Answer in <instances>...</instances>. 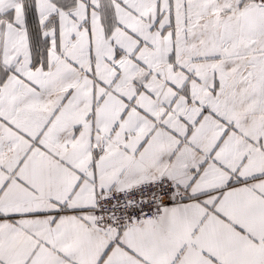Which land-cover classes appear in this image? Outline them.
I'll list each match as a JSON object with an SVG mask.
<instances>
[{
  "label": "snow or ice",
  "instance_id": "snow-or-ice-1",
  "mask_svg": "<svg viewBox=\"0 0 264 264\" xmlns=\"http://www.w3.org/2000/svg\"><path fill=\"white\" fill-rule=\"evenodd\" d=\"M0 264H264V0H0Z\"/></svg>",
  "mask_w": 264,
  "mask_h": 264
}]
</instances>
